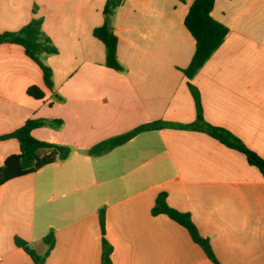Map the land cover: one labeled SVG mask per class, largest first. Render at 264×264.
I'll use <instances>...</instances> for the list:
<instances>
[{"label": "crops", "instance_id": "obj_1", "mask_svg": "<svg viewBox=\"0 0 264 264\" xmlns=\"http://www.w3.org/2000/svg\"><path fill=\"white\" fill-rule=\"evenodd\" d=\"M193 1L122 0L109 17L124 67L117 71L105 65L94 36L107 0H0V34L39 17L57 49L42 55L53 71L51 91L23 46L0 43V136L28 119H58L61 127L32 135L72 149L0 186V264H35L15 237L44 253L51 230L44 264H101V208L112 264H214L183 226L152 214L160 192L191 214L221 264H264V176L242 152L205 131L168 126L89 153L145 123L195 122L183 73L195 52L184 24ZM211 14L230 34L191 80L203 116L264 158V0H215ZM32 85L46 96H30ZM53 93L62 101L53 102ZM19 151L17 139L0 140V166Z\"/></svg>", "mask_w": 264, "mask_h": 264}, {"label": "trees", "instance_id": "obj_2", "mask_svg": "<svg viewBox=\"0 0 264 264\" xmlns=\"http://www.w3.org/2000/svg\"><path fill=\"white\" fill-rule=\"evenodd\" d=\"M121 2L122 0H107L103 10L105 21L101 26L94 29V36L105 47V65L117 71H123L124 67L118 59V38L109 24V17L114 14ZM214 3L215 0H194L184 20L185 27L195 39V52L188 67L183 69V73L188 79L189 90L195 102V122L186 125H174L161 120L145 123L93 146L89 150L91 155L104 154L126 143L141 132L168 126H178L185 129L205 131L226 146L242 152L248 162L257 167L264 176V158L247 147L240 138L229 130L211 125L205 120L200 92L191 81L230 34L229 27L213 18L211 12ZM0 43H15L23 46L25 54L40 66L46 87L51 91L54 90L53 71L51 67L43 62L42 55L55 54L57 53V49L44 34L41 18H32L27 25L18 31L1 33ZM27 93L37 99H43L46 96L45 92L37 85L30 86ZM54 101L60 102L62 101V97L53 93ZM62 125L63 121L58 119H28L15 131L0 136V140L8 138L17 139L20 147L18 153L9 155L3 165L0 166V186L14 178L34 173L46 165L67 159L71 154V147L42 141L32 135V131L35 128L43 126L59 128ZM151 212L153 215L165 214L183 226L189 232L192 240L203 249L209 260L214 264H221L215 255L209 239L201 235L191 214L171 207L167 202L166 192L158 194ZM105 220V209L101 208L99 210V221L102 232L101 264H112L113 246L105 237ZM43 240L48 245L44 253L36 252L27 241L18 236L15 237V244L23 248L35 264H44L55 243L54 231L51 230Z\"/></svg>", "mask_w": 264, "mask_h": 264}]
</instances>
